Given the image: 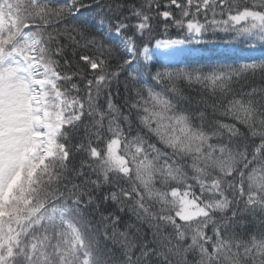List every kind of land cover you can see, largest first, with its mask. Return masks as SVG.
I'll return each instance as SVG.
<instances>
[{
	"label": "snow or ice",
	"instance_id": "obj_1",
	"mask_svg": "<svg viewBox=\"0 0 264 264\" xmlns=\"http://www.w3.org/2000/svg\"><path fill=\"white\" fill-rule=\"evenodd\" d=\"M0 264H264V0H0Z\"/></svg>",
	"mask_w": 264,
	"mask_h": 264
},
{
	"label": "trees",
	"instance_id": "obj_2",
	"mask_svg": "<svg viewBox=\"0 0 264 264\" xmlns=\"http://www.w3.org/2000/svg\"><path fill=\"white\" fill-rule=\"evenodd\" d=\"M170 35L173 39L176 38V30L170 29L169 30ZM205 43H202L200 45H193L192 47L200 49V53L198 54L200 57H202V63L208 61L209 59L216 60V59H223V57L220 55L225 51L226 48L231 47V44L224 43L219 40H213L210 37H206ZM123 90V86L121 85V91ZM193 96L196 95L195 92L192 93Z\"/></svg>",
	"mask_w": 264,
	"mask_h": 264
}]
</instances>
